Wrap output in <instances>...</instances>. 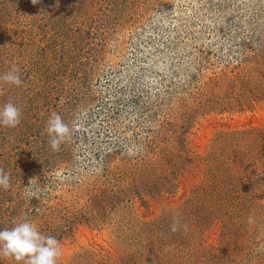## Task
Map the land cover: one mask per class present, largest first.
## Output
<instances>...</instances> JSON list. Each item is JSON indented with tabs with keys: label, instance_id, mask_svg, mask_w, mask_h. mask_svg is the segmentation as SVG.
<instances>
[{
	"label": "rangeland",
	"instance_id": "obj_1",
	"mask_svg": "<svg viewBox=\"0 0 264 264\" xmlns=\"http://www.w3.org/2000/svg\"><path fill=\"white\" fill-rule=\"evenodd\" d=\"M12 69L0 230L32 221L57 264H264V0H0Z\"/></svg>",
	"mask_w": 264,
	"mask_h": 264
},
{
	"label": "clouds",
	"instance_id": "obj_2",
	"mask_svg": "<svg viewBox=\"0 0 264 264\" xmlns=\"http://www.w3.org/2000/svg\"><path fill=\"white\" fill-rule=\"evenodd\" d=\"M0 81L12 86H20L23 81L19 72L12 69L0 75ZM21 110L13 102L0 107V127L15 128L21 121ZM49 137V144L53 151H58L60 145L72 134V130L59 114L53 113L47 121L45 129ZM0 186H9L6 175L0 174ZM25 189L29 190L30 187ZM186 228V226H185ZM174 224L172 231H176ZM61 244L54 236L44 235L37 225L30 220L14 224L9 229L0 230V257L12 258L23 264H57L61 256Z\"/></svg>",
	"mask_w": 264,
	"mask_h": 264
}]
</instances>
